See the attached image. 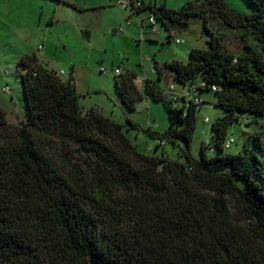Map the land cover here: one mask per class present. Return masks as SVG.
<instances>
[{"label": "trees", "instance_id": "16d2710c", "mask_svg": "<svg viewBox=\"0 0 264 264\" xmlns=\"http://www.w3.org/2000/svg\"><path fill=\"white\" fill-rule=\"evenodd\" d=\"M247 1L254 11L225 0L178 8L142 0L129 10H148L168 41L198 17L205 28L216 19L237 31L242 43L232 52L210 33L208 46L192 47L185 60H153L154 77L140 85L133 70L114 73L126 111L145 95L163 104L168 127L146 130L156 140L148 152L125 134L136 127L128 117L125 126L95 107L83 112L72 76L62 80L34 53L18 57L24 114L11 122L0 106V264H264L262 133L246 134L236 154L225 147L230 126L257 124L264 114V0ZM190 84L199 109L168 91ZM204 92L223 114L195 158L190 142ZM165 140L183 142L175 159Z\"/></svg>", "mask_w": 264, "mask_h": 264}, {"label": "rangeland", "instance_id": "374dc122", "mask_svg": "<svg viewBox=\"0 0 264 264\" xmlns=\"http://www.w3.org/2000/svg\"><path fill=\"white\" fill-rule=\"evenodd\" d=\"M81 7L76 11L67 5H56L46 2L51 11L57 10L61 20L55 21L48 32H40L36 36L37 44H33L34 36L27 35L25 41H17V36L9 29L5 34L0 24V105L6 111L11 122H18L24 114V97L16 61L22 54L34 53L43 65L57 72L63 71L62 80H66L71 72V63L75 66L73 74L79 104L82 111L91 107L99 109L113 120L129 125L126 117L136 124L125 131L127 137L141 152H148L156 140L150 138L146 130L163 132L168 127V117L162 102L148 98L146 95L136 104L134 111H126L119 100L114 85V69L133 70L138 79L153 78L152 63L155 60L162 64L166 60L177 58L185 60L192 47L206 48L210 33L224 37L225 47L232 52L241 50L242 43L238 32L212 19L207 22L198 17L190 19L186 30H173L172 38L167 40L166 31L159 24L158 33H150L149 28L141 27L140 18L148 15L145 10L141 15L130 13L119 5L108 0H71ZM230 8L243 12H252L255 7L247 0H225ZM184 0H154L156 5L165 3L167 7L178 8ZM88 25L91 33L85 35L78 29V23ZM7 22H10L7 20ZM144 23H147L146 19ZM81 27V26H80ZM180 40L176 43L175 40ZM168 79V78H167ZM166 82V81H165ZM7 85L9 92H2L1 87ZM205 103L196 115L195 129L191 136L190 153L200 157L202 143H208L211 137L210 123L221 116V107L215 106V95L212 92L202 94ZM4 101V102H2ZM257 124H248L240 119L230 126L228 136L234 142L226 149L236 154L242 148L246 134L260 131V141L264 149V114L255 115ZM209 119L208 122L204 118ZM178 145L165 140L163 147L169 159L177 157ZM211 155L212 151L207 150ZM264 166V155L261 157Z\"/></svg>", "mask_w": 264, "mask_h": 264}, {"label": "crops", "instance_id": "0c3cea01", "mask_svg": "<svg viewBox=\"0 0 264 264\" xmlns=\"http://www.w3.org/2000/svg\"><path fill=\"white\" fill-rule=\"evenodd\" d=\"M151 1L154 2V0H145L146 3ZM46 2L55 3L56 5H67L76 11L81 10V7L76 6L71 0H0V24L1 30L4 29L3 33L5 34L6 28L11 30V32L17 36L16 40L19 42L25 41L26 39L23 37L27 35L34 36L33 44L36 45L38 41L36 36L39 31L47 33L48 29L55 21L61 20V17L57 15V10L51 11V7L46 5ZM7 20L10 22H7ZM78 24L77 28L80 29L82 33L85 35L91 33L90 29H87L88 25L85 21L82 22L81 25L80 23ZM71 64L69 76L73 77L76 69L74 64ZM59 72L63 71L61 70Z\"/></svg>", "mask_w": 264, "mask_h": 264}, {"label": "built area", "instance_id": "2783aa9c", "mask_svg": "<svg viewBox=\"0 0 264 264\" xmlns=\"http://www.w3.org/2000/svg\"><path fill=\"white\" fill-rule=\"evenodd\" d=\"M112 1L115 4L119 5L123 9H132V8H137L141 5L142 0H108ZM147 25L149 28L150 33L157 34L158 33V26L155 22V17L154 15L150 14L147 17ZM176 43H179L180 40H175ZM122 71L121 68L117 67L114 69V73L119 74ZM59 75L63 76V72H58ZM137 85H140L141 79L136 78L135 80ZM201 86V84H200ZM2 92L8 93L9 92V87L7 85H4L1 87ZM169 93H173L174 96H182L186 100H191L195 106L196 109L200 108V105L202 103V97L199 94L198 86L197 85H192L190 84L188 87H180L176 88L174 85L169 86ZM204 121H208L207 118L204 119ZM234 142L233 137H228V139L225 142V147H229L232 143Z\"/></svg>", "mask_w": 264, "mask_h": 264}]
</instances>
